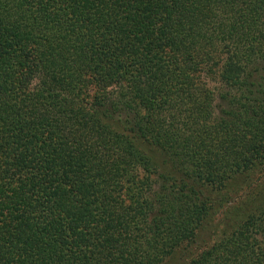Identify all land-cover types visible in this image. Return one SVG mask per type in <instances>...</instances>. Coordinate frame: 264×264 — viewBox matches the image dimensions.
<instances>
[{
	"label": "trees",
	"instance_id": "obj_1",
	"mask_svg": "<svg viewBox=\"0 0 264 264\" xmlns=\"http://www.w3.org/2000/svg\"><path fill=\"white\" fill-rule=\"evenodd\" d=\"M169 259L264 264V0H0V264Z\"/></svg>",
	"mask_w": 264,
	"mask_h": 264
},
{
	"label": "rangeland",
	"instance_id": "obj_2",
	"mask_svg": "<svg viewBox=\"0 0 264 264\" xmlns=\"http://www.w3.org/2000/svg\"><path fill=\"white\" fill-rule=\"evenodd\" d=\"M222 107L221 102L217 97L214 98V115H218L219 109ZM240 191L238 192L237 197H240L238 200H235L237 197H235L234 194L230 195V200L232 202V205H235L238 201H241L240 199H243L246 196V189L241 186ZM233 197V198H231ZM222 208H224L222 204ZM222 214V215H221ZM223 213L222 209L211 216L208 220L204 221V226L200 228L194 237L192 241L187 243L184 248L177 251L179 252V256H177L178 261L180 260H187L191 255L195 254L199 249L205 246L207 243H211L214 240H217L221 236V230L223 228L222 221L223 220ZM222 226V227H221ZM171 259L167 260L164 264H171Z\"/></svg>",
	"mask_w": 264,
	"mask_h": 264
}]
</instances>
